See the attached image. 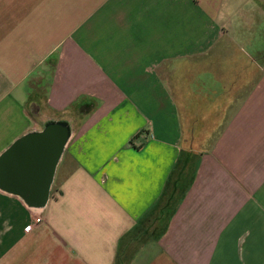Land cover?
Segmentation results:
<instances>
[{"label":"crops","instance_id":"0c3cea01","mask_svg":"<svg viewBox=\"0 0 264 264\" xmlns=\"http://www.w3.org/2000/svg\"><path fill=\"white\" fill-rule=\"evenodd\" d=\"M233 18L264 0H0V161L69 129L46 202L0 186V264H264V51Z\"/></svg>","mask_w":264,"mask_h":264},{"label":"water","instance_id":"95a60500","mask_svg":"<svg viewBox=\"0 0 264 264\" xmlns=\"http://www.w3.org/2000/svg\"><path fill=\"white\" fill-rule=\"evenodd\" d=\"M68 132L63 123H54L12 146L0 161V186L23 194L36 205L46 202Z\"/></svg>","mask_w":264,"mask_h":264},{"label":"rangeland","instance_id":"374dc122","mask_svg":"<svg viewBox=\"0 0 264 264\" xmlns=\"http://www.w3.org/2000/svg\"><path fill=\"white\" fill-rule=\"evenodd\" d=\"M236 20V18L230 19L228 24L236 30L245 28L246 34L235 39L234 43L244 46L254 56H262V51H264V19L260 22L256 21L254 25L240 23Z\"/></svg>","mask_w":264,"mask_h":264},{"label":"trees","instance_id":"16d2710c","mask_svg":"<svg viewBox=\"0 0 264 264\" xmlns=\"http://www.w3.org/2000/svg\"><path fill=\"white\" fill-rule=\"evenodd\" d=\"M8 151V150H7ZM4 155V154H3ZM125 256V255H123ZM118 262L116 264H127L128 263V258H125V257H119Z\"/></svg>","mask_w":264,"mask_h":264},{"label":"built area","instance_id":"2783aa9c","mask_svg":"<svg viewBox=\"0 0 264 264\" xmlns=\"http://www.w3.org/2000/svg\"><path fill=\"white\" fill-rule=\"evenodd\" d=\"M36 221H37V222H40V221H41V218L38 217V218L36 219ZM31 228H32V225H29V224H28V225L26 226V230H31Z\"/></svg>","mask_w":264,"mask_h":264}]
</instances>
